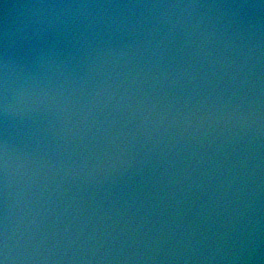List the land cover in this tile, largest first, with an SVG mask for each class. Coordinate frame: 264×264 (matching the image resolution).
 Here are the masks:
<instances>
[{"label":"water","instance_id":"obj_1","mask_svg":"<svg viewBox=\"0 0 264 264\" xmlns=\"http://www.w3.org/2000/svg\"><path fill=\"white\" fill-rule=\"evenodd\" d=\"M14 234L10 264H264V0H0Z\"/></svg>","mask_w":264,"mask_h":264},{"label":"clouds","instance_id":"obj_2","mask_svg":"<svg viewBox=\"0 0 264 264\" xmlns=\"http://www.w3.org/2000/svg\"><path fill=\"white\" fill-rule=\"evenodd\" d=\"M5 111H7V108L5 107ZM0 260H3L4 261V264H5V260L4 259H0Z\"/></svg>","mask_w":264,"mask_h":264},{"label":"snow or ice","instance_id":"obj_3","mask_svg":"<svg viewBox=\"0 0 264 264\" xmlns=\"http://www.w3.org/2000/svg\"><path fill=\"white\" fill-rule=\"evenodd\" d=\"M0 264H4V261L3 260H0Z\"/></svg>","mask_w":264,"mask_h":264}]
</instances>
